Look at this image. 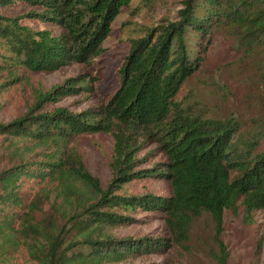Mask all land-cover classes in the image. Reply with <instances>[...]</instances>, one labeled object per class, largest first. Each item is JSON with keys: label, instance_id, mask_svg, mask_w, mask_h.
Listing matches in <instances>:
<instances>
[{"label": "trees", "instance_id": "trees-1", "mask_svg": "<svg viewBox=\"0 0 264 264\" xmlns=\"http://www.w3.org/2000/svg\"><path fill=\"white\" fill-rule=\"evenodd\" d=\"M131 1L0 0V153L18 159L0 168L4 264H110L171 246L166 236L114 233L139 209L165 212L176 241L188 238L193 219L204 212L221 234L226 210L242 205L252 219L264 209L263 130L247 133L235 116L190 112L177 99L217 30L235 34L250 52H264V0H182L177 19L132 39L120 84L105 104L81 111L48 106L89 88L87 79L70 76L44 90L33 74L92 64ZM14 3L28 9L3 12ZM37 21L59 31L33 27ZM98 131L115 138L106 186L69 148L77 135ZM139 134L154 136L168 160L137 168ZM153 176L170 180L172 192H118L125 183ZM218 242V262L228 264L225 243Z\"/></svg>", "mask_w": 264, "mask_h": 264}, {"label": "rangeland", "instance_id": "rangeland-1", "mask_svg": "<svg viewBox=\"0 0 264 264\" xmlns=\"http://www.w3.org/2000/svg\"><path fill=\"white\" fill-rule=\"evenodd\" d=\"M181 7L182 0H132L129 5H124L104 42L106 51L92 64L73 62L52 72L33 74L37 85L44 90L70 76L81 75L87 79L89 88H80L77 93L64 96L48 106H67L73 111H81L105 104L120 84V67L132 39L143 36L148 28L156 27L167 19H177ZM27 9L28 6L16 3L2 7L3 12L9 15H18ZM32 26H46L54 32L59 31L57 25L39 21L32 22ZM177 99L187 111L209 116H235L247 133L257 129L264 132V52L259 49L250 52L235 34L225 29L217 30L203 64L183 84ZM137 137V168L168 160V154L154 136L148 138L139 134ZM114 147L113 134L105 131L81 133L69 143L70 150L77 152L103 186L113 175ZM17 161V158L0 153V168ZM147 191L169 195L172 185L170 180L153 176L125 183L118 190L121 193ZM129 213L134 219L115 227L117 236L160 235L170 237L172 245L165 249L137 252L110 264H219V238L228 251V264H264V209L254 211L252 219L245 216L242 205L236 212L226 210L221 234L216 233L210 213L204 212L193 219L188 238L183 241L173 238L165 212L139 209Z\"/></svg>", "mask_w": 264, "mask_h": 264}]
</instances>
